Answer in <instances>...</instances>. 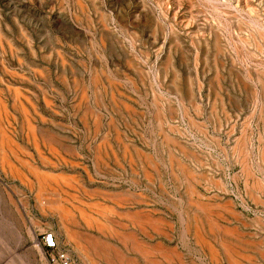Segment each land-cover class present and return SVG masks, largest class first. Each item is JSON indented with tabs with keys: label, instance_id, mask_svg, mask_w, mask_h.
Masks as SVG:
<instances>
[{
	"label": "rangeland",
	"instance_id": "1",
	"mask_svg": "<svg viewBox=\"0 0 264 264\" xmlns=\"http://www.w3.org/2000/svg\"><path fill=\"white\" fill-rule=\"evenodd\" d=\"M0 141V264H264V0H0Z\"/></svg>",
	"mask_w": 264,
	"mask_h": 264
},
{
	"label": "bare ground",
	"instance_id": "2",
	"mask_svg": "<svg viewBox=\"0 0 264 264\" xmlns=\"http://www.w3.org/2000/svg\"><path fill=\"white\" fill-rule=\"evenodd\" d=\"M111 77V76H110ZM97 82V81H96ZM5 134V133H4ZM33 135V134H32ZM163 136V135H162ZM8 138V137H7ZM10 139V138H9ZM1 142V141H0ZM157 163V162H156ZM182 169H183V171H185V172H187L188 173V175L190 176V177H192V179L194 180H196V178L194 177V174L190 171V170H187V169H185L184 167H181ZM32 172L33 173H35L36 175H37V177L40 179V181H42V185L43 184H45L47 181H49L50 180V176H48V175H46V174H41V173H39L38 171H36V170H32ZM21 173V172H20ZM182 173V172H181ZM62 178V177H61ZM37 179V178H36ZM63 179V178H62ZM40 185V184H39ZM49 185V184H48ZM41 186V185H40ZM191 188H192V186H190ZM51 188V187H50ZM53 190V189H52ZM47 191V190H46ZM42 192V191H41ZM191 193H194V191H193V188L191 189V191H190ZM43 195V194H42ZM41 194H39L38 196H40V197H38V199H42V197H44L45 198V196H42ZM48 196V195H47ZM72 199V198H71ZM78 201V200H77ZM195 201V200H194ZM197 202V201H196ZM200 201L197 203V204H199L200 205ZM197 204H195V205H197ZM208 204V203H207ZM207 204H206V206H207ZM225 204V203H224ZM58 205V204H57ZM202 205H203V203H202ZM214 205V204H213ZM60 206V205H59ZM203 206H205V204L203 205ZM216 206V205H215ZM64 207V206H63ZM109 208V207H108ZM102 209V208H101ZM105 209V208H104ZM228 209V208H227ZM208 210V209H207ZM67 211V210H66ZM62 212V211H61ZM208 212V211H207ZM63 213V212H62ZM218 213V212H217ZM209 214H213V213H209ZM63 215V214H62ZM90 217V216H89ZM132 218H134V217H132ZM64 219V218H63ZM143 219V218H142ZM210 219V218H209ZM149 220V219H148ZM207 220V219H206ZM65 221V220H64ZM73 221V220H72ZM157 221V220H156ZM194 226H195V228H196V230H195V233H196V235H197V237L198 238H200L199 236H200V227H199V221L198 220H196V219H194ZM208 222V221H207ZM115 223V222H114ZM98 224V223H97ZM217 224V223H216ZM119 225V224H118ZM213 226H215V225H213ZM216 227V226H215ZM111 229H113V228H111ZM219 229V228H218ZM184 230H185V228H184ZM11 231V230H10ZM113 231V230H112ZM228 231V230H227ZM12 232V231H11ZM12 233H14V232H12ZM51 233V232H50ZM115 233V232H114ZM53 234V233H52ZM61 234L64 236V237H66V238H73L74 240H77L78 241V248H80L82 251H83V253L85 252V247H86V245H84V243H87V242H89V244L91 243V245L93 246V250L95 251V252H97L98 254H104V256L106 257V259H109V260H115V261H117V262H119V263H121V264H134V263H132L131 261H128L127 259H126V257L124 256V255H122L121 253H119V252H116V250H114L112 247H109L108 245H106V244H104V243H102V242H99V241H96V240H89V241H87V240H85L84 241V243L82 242L83 240H84V238L83 237H81V236H79L78 234H77V232L75 233V232H73L71 229H70V226H69V224L68 225H66L65 223H61ZM80 234V233H79ZM125 234V233H124ZM2 235V234H1ZM9 235V234H8ZM14 235L17 237V238H19L18 237V235L17 234H15L14 233ZM129 235H131V234H129ZM129 235H128V237H124L123 238V242L124 243H127L128 241H132V238L131 237H129ZM53 236H54V234H53ZM12 238V237H11ZM54 238H55V241H56V244H57V240H56V237L54 236ZM81 238H83V239H81ZM16 240H18V239H16ZM13 241H15V240H13ZM16 243V242H15ZM14 243V244H15ZM18 243H19V241H18ZM76 243V242H75ZM2 244H3V242H2ZM88 244V243H87ZM130 244H133L135 247H136V249H138L141 253H143V254H148V250L146 249V248H144V247H142V245L140 244V243H138L137 241H136V243H133V242H131ZM17 246H19V245H17ZM16 246V247H17ZM222 246L225 248V250L227 251V253H232L231 251H230V247L229 246H227V244L225 243V245L222 243ZM57 247H58V244H57ZM37 251H38V253H39V255H40V257H41V259L43 260V253L41 252V250L37 247ZM214 253V255L216 254L215 253V251L213 252ZM18 254V253H17ZM85 254V253H84ZM100 257V256H99ZM17 258V257H16ZM94 260V259H93ZM92 260V261H93ZM98 261V260H97ZM70 264V263H69ZM239 264V263H238Z\"/></svg>",
	"mask_w": 264,
	"mask_h": 264
},
{
	"label": "built area",
	"instance_id": "3",
	"mask_svg": "<svg viewBox=\"0 0 264 264\" xmlns=\"http://www.w3.org/2000/svg\"><path fill=\"white\" fill-rule=\"evenodd\" d=\"M39 244L41 248L49 250V251H54L57 249L55 238L53 234L50 232H44L42 234ZM55 261L58 262V264H68V258L62 253L57 255V258L55 259Z\"/></svg>",
	"mask_w": 264,
	"mask_h": 264
}]
</instances>
